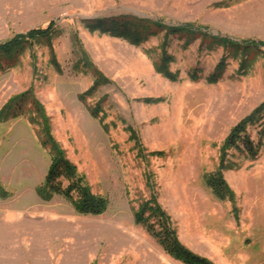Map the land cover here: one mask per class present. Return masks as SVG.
I'll use <instances>...</instances> for the list:
<instances>
[{
    "label": "rangeland",
    "instance_id": "374dc122",
    "mask_svg": "<svg viewBox=\"0 0 264 264\" xmlns=\"http://www.w3.org/2000/svg\"><path fill=\"white\" fill-rule=\"evenodd\" d=\"M129 15L190 22L240 45L164 38L155 27L136 45L90 27ZM50 22L49 37L0 57V108L32 87L67 157L109 205L83 214L62 195L38 193L51 157L27 103L25 114L0 122L9 193L0 196V264H184L135 221L153 192L193 252L215 264H264V47L242 44L264 41V0H0V42ZM164 41L175 80L155 68ZM220 60L221 78L210 82ZM98 72L108 83L80 99ZM262 104L246 130L259 150L227 151L223 175L235 198L220 199L205 175L218 169L231 128Z\"/></svg>",
    "mask_w": 264,
    "mask_h": 264
},
{
    "label": "trees",
    "instance_id": "16d2710c",
    "mask_svg": "<svg viewBox=\"0 0 264 264\" xmlns=\"http://www.w3.org/2000/svg\"><path fill=\"white\" fill-rule=\"evenodd\" d=\"M90 23V27L93 31L100 30L101 32L114 36L124 37L136 45L141 44L143 41L147 40L151 34L156 33V30L155 32L153 31L154 33L152 32L151 29L153 27L158 30L164 29V38L174 35H186L191 39L196 37L211 38L214 39L217 44L223 46L240 45V43L229 37L212 35L207 29H204L205 27L190 22L170 25L155 19L129 15L121 18H100L97 22ZM54 26V23L50 22L45 28H33L26 33H18L9 39L1 41L0 57L10 56L26 48H32L33 44L40 38L49 37L54 30ZM165 43L166 41L162 43V56L160 61L155 63V68L167 78L175 80L177 78V73H173L169 69L172 56L166 51ZM242 44L246 47H264V41L262 40H246ZM84 56L86 60L85 65H91L88 56ZM55 64L57 65L56 61ZM224 64L225 62L220 60L214 72H212L208 78L210 82H217L221 78ZM191 76L197 78V72L194 71ZM102 83H108V80L101 72H98L94 84L80 96V99L84 100L86 94L94 92L97 85ZM145 101L155 102L157 100L155 98H147ZM27 103L32 106V113L29 116L30 121L40 127L42 146L48 149L51 157L45 181L39 187L38 193L44 199H50L54 194L62 195L73 204L78 212L83 214L103 213L109 205V198L106 195L94 193L87 183L85 175L81 174L76 164L67 157L65 149L53 135L50 116L47 114L44 104L34 94L32 87L24 92L13 95L5 102L0 108V122L10 117H17L25 114L26 111L24 106ZM262 108L263 104L257 106L256 109L231 128L229 135L224 139L221 146L218 169L215 172L205 175L207 185L220 199L234 200L235 198L234 191L227 184L223 175L224 158L227 151L231 148L241 149V145H243V149L247 151L249 155L255 156L259 150L261 142L256 144L246 130L247 125L255 120ZM101 111L102 109L100 106L91 109V113L95 117H98ZM104 127L107 129V126ZM131 133L132 137L136 139L137 135L132 128ZM63 180L68 182L67 185H64ZM148 184L153 187L152 182L149 183L148 181ZM0 196L3 198L9 196L8 191L1 187V184ZM135 221L143 225L148 233L162 246L165 252L176 260L184 264H215L210 259L193 252L181 242L171 216L158 202L154 192L151 197L142 202L135 211Z\"/></svg>",
    "mask_w": 264,
    "mask_h": 264
}]
</instances>
